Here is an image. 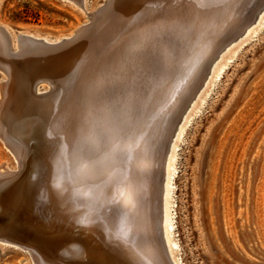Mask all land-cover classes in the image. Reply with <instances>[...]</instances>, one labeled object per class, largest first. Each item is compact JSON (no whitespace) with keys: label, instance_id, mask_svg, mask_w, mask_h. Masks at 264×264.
<instances>
[{"label":"bare ground","instance_id":"6f19581e","mask_svg":"<svg viewBox=\"0 0 264 264\" xmlns=\"http://www.w3.org/2000/svg\"><path fill=\"white\" fill-rule=\"evenodd\" d=\"M262 1L109 0L75 42L25 57L5 49L0 35V65L10 76L7 117L23 147L18 168L12 154L14 167L0 163V241L27 252V264H183L173 253L180 246L171 239L177 212L170 203L175 154L186 130L172 134L178 143L171 136L159 161L155 151L170 120L167 110L176 111L180 94L190 90L221 37L242 27L244 12L249 17ZM0 25L12 41L10 26ZM21 29L48 41L70 33L50 39ZM144 45L158 61L144 60L146 71L140 65L136 110L116 115L109 89L126 100L136 81L125 64ZM36 80L56 87L34 96L28 86Z\"/></svg>","mask_w":264,"mask_h":264},{"label":"rangeland","instance_id":"374dc122","mask_svg":"<svg viewBox=\"0 0 264 264\" xmlns=\"http://www.w3.org/2000/svg\"><path fill=\"white\" fill-rule=\"evenodd\" d=\"M100 1L85 0L87 11ZM256 17L224 42L173 132L186 130L170 203L177 212L171 239L180 246L173 253L183 264H264V8ZM0 21L54 39L86 17L62 0H0ZM9 29L15 46L17 34ZM5 160L14 167L0 144V163ZM26 256L0 241V264H27Z\"/></svg>","mask_w":264,"mask_h":264},{"label":"water","instance_id":"95a60500","mask_svg":"<svg viewBox=\"0 0 264 264\" xmlns=\"http://www.w3.org/2000/svg\"><path fill=\"white\" fill-rule=\"evenodd\" d=\"M62 1L66 3H70L72 6H77L78 8L82 9L83 15H85L86 17V21L81 22L79 25H77L74 29L70 31V33H68L67 36L59 37L55 41H48L42 37L29 35L27 33H24V31L20 27H17L15 25H10V28L13 29L17 34L15 46L13 44V41H11V36L9 31L0 25V35L4 40L5 49L10 50L11 48H14V50H16L15 52L16 54L25 57L28 53L31 54L38 50L54 49L71 44L79 38V36L84 31L85 27L93 23L97 11L105 7L109 2V0H101L100 2H98L100 3L99 5H97L98 3H96V5L90 11H86L84 9V0H62ZM263 8H264V0L256 9L251 8L253 9L252 15H250L249 17L246 16V12H244L242 16L243 17L242 27L238 26L239 28H237V30L232 34L223 35L221 37L220 42L215 46L214 52L209 56L208 60L204 62L201 72L195 76V79L192 82L190 90H187L186 92L180 94L179 97L180 100L176 111H173L171 107L167 110L170 120L163 130L161 148H158L155 151L156 158L159 161L161 160L162 157L161 155H163V153H165V151L167 150L170 137L172 136L174 130L176 129V125L178 121L181 119L182 113L188 107L190 100L195 96V94L201 87L205 77L208 74L212 61L217 56L218 52L224 47V42L231 41L236 37H238L239 35H241L242 30L256 18L259 11ZM131 54L133 57L131 56ZM144 60L145 62L151 61L152 63H156L158 61V55L156 51L152 50L151 48H148L147 45H144L142 47L141 46L137 47L135 51L130 52V55L127 58L124 69H126L130 73V75L134 74L133 79L136 81V87H134L135 86L134 84L129 86V88L125 92L126 100H124L123 103L120 102L117 91L113 88L109 89V94L107 98L109 100L114 101L112 102L113 104L112 108L115 109L114 114L116 115L123 114L124 117V113H126L127 109H130V111H135L136 108L138 107L133 97L134 96L133 93L135 89H138L139 87L138 85L140 84L142 73L146 69L144 63L143 65H141V63ZM140 65L143 66V68H141L143 69V71L139 70ZM9 85H10V76L8 72L0 65V144L2 145L3 148L7 149L13 155L14 159L16 160L17 168H18L21 164V159H22L21 153L23 147L21 145V141L14 135H12L9 119L7 117V106L9 102V95H8ZM55 87L56 86L50 81L36 80L32 82L30 86H28V90L30 94L36 96L37 94H44V92L46 91L52 92ZM140 87L142 88V86ZM93 117L94 118H92V120L94 121L95 113ZM124 122H129V120L126 121L124 120ZM154 173H155L154 181L156 187H154V196H153L154 198L152 199V207L154 208L152 211V217L154 222L157 224L159 223V213H160V199H159L158 188L161 183V170L159 164L154 166ZM159 238L161 240V237Z\"/></svg>","mask_w":264,"mask_h":264}]
</instances>
